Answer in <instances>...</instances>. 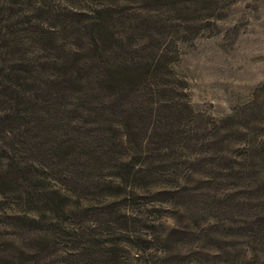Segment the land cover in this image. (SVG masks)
<instances>
[{"label":"rangeland","instance_id":"rangeland-1","mask_svg":"<svg viewBox=\"0 0 264 264\" xmlns=\"http://www.w3.org/2000/svg\"><path fill=\"white\" fill-rule=\"evenodd\" d=\"M0 8L15 29L30 20L20 35L37 39L49 28L61 42L73 37L70 25L109 9L136 61L161 55L171 70L141 137L148 164L128 183L108 177L125 175L121 162L137 160L140 148L96 111L74 124L82 150L69 163L56 150L67 138L54 110L25 149L17 145V156L38 155L47 175H70L65 233L53 231L40 264H264V0H0ZM44 47V55L62 54L48 40ZM84 99L93 108L92 97ZM33 135H0V154ZM93 155L101 158L85 161ZM17 197L0 195V211L13 214ZM0 228V240L19 236Z\"/></svg>","mask_w":264,"mask_h":264},{"label":"trees","instance_id":"trees-1","mask_svg":"<svg viewBox=\"0 0 264 264\" xmlns=\"http://www.w3.org/2000/svg\"><path fill=\"white\" fill-rule=\"evenodd\" d=\"M6 4L10 5L7 1ZM112 20L109 9L99 10L91 23L70 25L73 37L61 42L52 36L53 30L49 28L48 31L44 29L45 34H35L37 39L20 35V32L30 30L29 19L21 21V28L15 29L10 19L0 18V135H3L0 139L10 135L14 141L17 133L28 137L33 135L50 121L46 114L54 110L64 123L62 127L67 138L58 142L56 150L64 155L63 161L69 163L80 157L79 151L82 150L80 140L72 137L76 132L74 124L82 118L84 110L96 111L103 117H113V123L122 128L126 143L140 148L137 160L132 157L128 162H121L123 167H128L125 175L112 173L108 177L128 183L137 165L148 164L149 157L144 156L147 154L142 149L144 140L141 137L146 136L150 122L146 120L154 117L153 109H150L152 103H158L154 96L160 88L166 87L163 80L166 82L171 70L163 67L161 55L136 61L129 47L130 41L125 36L115 35ZM3 30L7 31L6 34L2 33ZM86 35L90 40L88 43L84 42L83 36ZM47 40L53 46L51 50L62 52L59 57L43 54L47 50L44 47ZM32 45L37 47L35 51H31ZM49 65L54 72L47 74L45 69ZM84 97H92L93 108L90 110L85 107ZM120 107H126L127 111H119L117 108ZM157 128L160 130V126ZM28 137L1 149L0 162L5 164L0 169V195L17 194L19 197L13 214L0 211V223L14 227L20 233L19 236L13 233L7 239V235L2 236L0 264H40L41 259H45L42 254L52 245L53 231L65 233L68 214L65 208L69 196L64 192V184L70 175H47L45 169L48 167L38 161V155L25 159L17 156V145L25 149L27 143L36 138L35 135ZM162 147L164 150L168 148L167 145ZM161 150L156 149L158 153ZM100 158L93 155L86 157L85 161ZM138 160L141 163L138 164ZM116 162L120 167L119 160ZM16 242L20 246H15Z\"/></svg>","mask_w":264,"mask_h":264}]
</instances>
